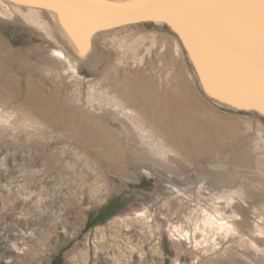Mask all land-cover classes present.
I'll return each mask as SVG.
<instances>
[{
	"label": "rangeland",
	"instance_id": "rangeland-1",
	"mask_svg": "<svg viewBox=\"0 0 264 264\" xmlns=\"http://www.w3.org/2000/svg\"><path fill=\"white\" fill-rule=\"evenodd\" d=\"M14 5H0V264H264V116L211 97L162 22L78 51L49 10Z\"/></svg>",
	"mask_w": 264,
	"mask_h": 264
},
{
	"label": "water",
	"instance_id": "water-1",
	"mask_svg": "<svg viewBox=\"0 0 264 264\" xmlns=\"http://www.w3.org/2000/svg\"><path fill=\"white\" fill-rule=\"evenodd\" d=\"M26 2L55 11L93 34L139 22H162L184 44L211 97L222 104L264 112L261 0L245 6L226 0H178L163 6H148L142 0H90L79 7L83 19L73 12L78 7H55L52 0Z\"/></svg>",
	"mask_w": 264,
	"mask_h": 264
},
{
	"label": "bare ground",
	"instance_id": "bare-ground-1",
	"mask_svg": "<svg viewBox=\"0 0 264 264\" xmlns=\"http://www.w3.org/2000/svg\"><path fill=\"white\" fill-rule=\"evenodd\" d=\"M28 0H0V5H3L5 6L7 9L8 8H13V7H16L14 10H18V11H21L16 5L14 4H17V5H23V6H26V11L27 13H30L31 11H33V13L35 12V14H39L41 13L40 10L38 9H32V5H29L27 4ZM13 4V5H12ZM31 6V7H30ZM31 9H30V8ZM35 7V6H33ZM37 8V7H36ZM40 8V7H38ZM79 8V7H78ZM80 10L78 11H73L76 15H79L81 17V19H83V14L79 13V12H82L81 8H79ZM49 15L57 20L59 23H61L62 25H64L66 27V30L69 32V38L70 40L72 41H75L76 43V48L78 49V51H83L84 48H88L89 45H90V38L92 36V32L84 29L83 27L73 23L71 20H69L68 18H66L65 16L55 12V11H51L49 10ZM72 15L73 17H78L76 15ZM35 16V15H34ZM78 17V18H80ZM158 23V22H157ZM160 23V22H159ZM63 26V27H64ZM58 53H60L63 57H66L65 54L63 52H61L60 50L57 51ZM229 106H232L234 107L235 109L236 108H239L238 106L236 105H229ZM252 111V110H251ZM260 114H262L264 116V112H258ZM224 224V223H223ZM222 224V225H223Z\"/></svg>",
	"mask_w": 264,
	"mask_h": 264
},
{
	"label": "snow or ice",
	"instance_id": "snow-or-ice-1",
	"mask_svg": "<svg viewBox=\"0 0 264 264\" xmlns=\"http://www.w3.org/2000/svg\"><path fill=\"white\" fill-rule=\"evenodd\" d=\"M90 2V0H52V6L55 7H63V8H76L84 6L85 3ZM178 2V0H142V3L148 6H163L166 4ZM226 2L245 6L251 3V0H226ZM261 5L264 7V0H261ZM41 6H49V5H41ZM264 15V13H262Z\"/></svg>",
	"mask_w": 264,
	"mask_h": 264
},
{
	"label": "trees",
	"instance_id": "trees-1",
	"mask_svg": "<svg viewBox=\"0 0 264 264\" xmlns=\"http://www.w3.org/2000/svg\"><path fill=\"white\" fill-rule=\"evenodd\" d=\"M98 216H101V213H100ZM91 224H92V223L89 222V223L87 224V226H88V225L90 226ZM53 264H60V263H56L55 260H54Z\"/></svg>",
	"mask_w": 264,
	"mask_h": 264
}]
</instances>
